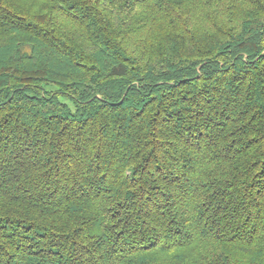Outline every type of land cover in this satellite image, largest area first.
I'll return each mask as SVG.
<instances>
[{
  "label": "trees",
  "instance_id": "16d2710c",
  "mask_svg": "<svg viewBox=\"0 0 264 264\" xmlns=\"http://www.w3.org/2000/svg\"><path fill=\"white\" fill-rule=\"evenodd\" d=\"M0 264H264V0H0Z\"/></svg>",
  "mask_w": 264,
  "mask_h": 264
}]
</instances>
